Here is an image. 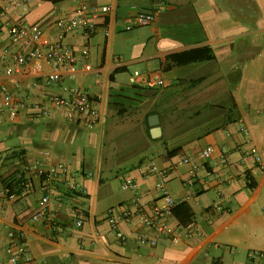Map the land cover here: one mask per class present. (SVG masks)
Returning <instances> with one entry per match:
<instances>
[{
    "label": "crops",
    "instance_id": "crops-1",
    "mask_svg": "<svg viewBox=\"0 0 264 264\" xmlns=\"http://www.w3.org/2000/svg\"><path fill=\"white\" fill-rule=\"evenodd\" d=\"M82 4L98 8L96 30L90 37L80 29L66 34L78 58L73 74L49 82L48 66L38 61L6 73L13 60L3 50L17 45L8 24L23 17L40 27L43 41H54L59 21L82 15ZM137 10L152 11L154 22L124 30ZM1 22L0 102L6 87L26 105L0 112V176L12 174L21 156L66 170L51 191L53 227L32 221L39 176L17 198L0 201V261L9 232L23 230L24 264H264V0H29L9 7ZM197 46L210 47L214 58L167 59ZM133 70L162 82L133 85ZM74 88L97 98L92 127L47 101ZM41 102L49 115L29 122L31 105ZM206 146L213 153L202 158ZM177 151L191 161L178 164ZM162 171L176 202L166 221L179 228V241L159 237L136 216L113 228L105 211L132 210L135 197L149 208ZM126 180L137 188H124ZM72 183L77 191L66 192ZM75 208L85 212L81 226Z\"/></svg>",
    "mask_w": 264,
    "mask_h": 264
},
{
    "label": "built area",
    "instance_id": "built-area-1",
    "mask_svg": "<svg viewBox=\"0 0 264 264\" xmlns=\"http://www.w3.org/2000/svg\"><path fill=\"white\" fill-rule=\"evenodd\" d=\"M29 0H0V32L2 29L1 19L6 15L9 7H20ZM103 10L110 11L111 6L106 4ZM82 15H78L68 20L59 21V33L54 41L45 42L42 40V30L35 23L27 22L20 17L15 22L8 24V35L13 43H16L15 49L6 47L3 50V58L10 57L13 64L6 68V73L11 74L18 72L23 66L38 61L45 63L49 70L46 74V80L59 81L66 74L71 75L76 70L77 56L72 47L65 41L68 32L80 29L86 37H90L96 30V24L93 22L94 17L98 13V8H90L85 4L79 7ZM155 15L152 11L137 10L126 17L124 30H131L138 26L150 25L154 22ZM129 83L136 86H156L161 84L162 80L154 75L140 70H133L128 76ZM3 99L0 102V112L8 111L16 114L18 110L25 106L24 100L13 94L8 88L2 89ZM55 107L64 109V115L75 120L77 123L92 127L99 120V109L97 98L92 96L82 88L72 89L67 96H50L47 98ZM35 110L28 116L29 122H35L49 115V109L45 106V102L32 104ZM242 129L244 127L242 126ZM213 148L206 146L200 152L202 158H208L212 155ZM178 156V164L189 163L191 157L182 151L176 152ZM155 170L156 166L153 165ZM64 165L53 166L43 169L37 162H28L21 156L18 168L9 176H0V201L13 200L22 192L26 191L31 178L39 176L41 178V196L38 200V208L32 215V221H43L47 226L53 227L54 221L52 211L49 204L51 201V191L56 188V183L61 174L65 173ZM166 175L161 172V177L156 183V188L160 191L159 196L153 201L149 208L135 197L131 201L133 209H127L122 212H115L113 208L105 211L104 216L116 229L118 222L122 220H130L133 216L138 217L139 221L156 232V234L168 240L171 243H177L180 239V230L175 226L167 223L166 218L171 214L175 206V199L165 188ZM124 188L136 189L135 181L126 180L122 183ZM77 191L74 183L68 184L66 192ZM74 224L81 226L85 217V212L81 209H74ZM11 240L5 246L6 259L0 261V264H24L27 259V242L23 230L10 231ZM119 240H124L125 236L119 230H116ZM139 240H144L142 233L138 234ZM150 244L154 245L156 239H150ZM264 256V253H260Z\"/></svg>",
    "mask_w": 264,
    "mask_h": 264
},
{
    "label": "trees",
    "instance_id": "trees-1",
    "mask_svg": "<svg viewBox=\"0 0 264 264\" xmlns=\"http://www.w3.org/2000/svg\"><path fill=\"white\" fill-rule=\"evenodd\" d=\"M212 58H214V54L212 53L211 48L208 46L192 47V48L183 50L181 52L169 54L167 56V59L170 62H173L176 64H185V63H189L192 61L212 59Z\"/></svg>",
    "mask_w": 264,
    "mask_h": 264
},
{
    "label": "water",
    "instance_id": "water-1",
    "mask_svg": "<svg viewBox=\"0 0 264 264\" xmlns=\"http://www.w3.org/2000/svg\"><path fill=\"white\" fill-rule=\"evenodd\" d=\"M151 120H154L153 123H156L157 122V116L153 115V117H151ZM153 129H155V128H153ZM154 131H156V129Z\"/></svg>",
    "mask_w": 264,
    "mask_h": 264
},
{
    "label": "rangeland",
    "instance_id": "rangeland-1",
    "mask_svg": "<svg viewBox=\"0 0 264 264\" xmlns=\"http://www.w3.org/2000/svg\"><path fill=\"white\" fill-rule=\"evenodd\" d=\"M135 28H137V27H135Z\"/></svg>",
    "mask_w": 264,
    "mask_h": 264
}]
</instances>
